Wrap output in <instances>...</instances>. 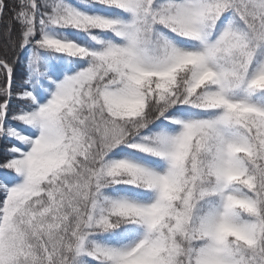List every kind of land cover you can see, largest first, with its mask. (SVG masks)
<instances>
[{"label": "snow or ice", "instance_id": "6c2138e0", "mask_svg": "<svg viewBox=\"0 0 264 264\" xmlns=\"http://www.w3.org/2000/svg\"><path fill=\"white\" fill-rule=\"evenodd\" d=\"M0 264H264V0H0Z\"/></svg>", "mask_w": 264, "mask_h": 264}]
</instances>
